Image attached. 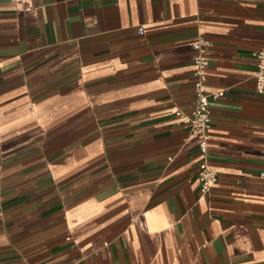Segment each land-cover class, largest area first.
Returning a JSON list of instances; mask_svg holds the SVG:
<instances>
[{
    "label": "crops",
    "instance_id": "obj_1",
    "mask_svg": "<svg viewBox=\"0 0 264 264\" xmlns=\"http://www.w3.org/2000/svg\"><path fill=\"white\" fill-rule=\"evenodd\" d=\"M263 45L264 0H0V264H264Z\"/></svg>",
    "mask_w": 264,
    "mask_h": 264
},
{
    "label": "built area",
    "instance_id": "obj_2",
    "mask_svg": "<svg viewBox=\"0 0 264 264\" xmlns=\"http://www.w3.org/2000/svg\"><path fill=\"white\" fill-rule=\"evenodd\" d=\"M21 3L24 0H13ZM192 65L194 76V107L191 113L184 116L182 112L173 110L171 113L179 123L187 126L190 133L197 139V147L200 158L198 166V183L201 195L205 196L216 184L218 174L208 163V140L211 131V111L209 98H219L222 91L212 92L207 89V52L211 48V43L203 38L197 39L192 45ZM257 62V71L254 76V90L256 96L264 99V45L253 53ZM264 176V173L262 174Z\"/></svg>",
    "mask_w": 264,
    "mask_h": 264
}]
</instances>
